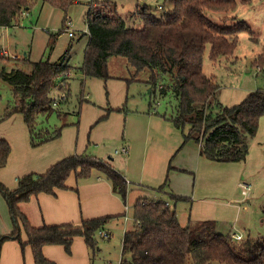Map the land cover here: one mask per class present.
<instances>
[{
    "label": "trees",
    "instance_id": "obj_1",
    "mask_svg": "<svg viewBox=\"0 0 264 264\" xmlns=\"http://www.w3.org/2000/svg\"><path fill=\"white\" fill-rule=\"evenodd\" d=\"M46 1L67 7L75 0ZM238 1L249 3L251 0H165L173 9L156 15L149 6L142 7L134 14L135 20L141 22L138 27L130 25L113 8L90 11L89 42L79 69L86 77L109 78L110 57H127L136 73L149 71L153 95L159 92L165 96L172 91L178 97L177 112L171 120L182 130L181 146L195 141L201 145V154L212 161L244 162L249 154L246 135L257 133L264 116V90L250 92L239 103L224 105L219 100L220 85L203 70L208 48L213 60L232 55L239 31L248 27L242 21L234 26L219 24L208 12L233 11ZM31 3L32 0H0V26L17 24ZM161 6L164 10L165 6ZM11 60L0 55L2 65ZM263 60L260 58L258 63ZM72 68L68 62L50 60L32 62L28 71L18 65L10 70L1 66L0 78L10 84L15 94V104L6 116L23 115L32 146L62 135V127H40L37 119L58 112L52 92L66 89L68 77L62 80L59 77ZM165 76L170 83H161ZM11 151L10 143L0 139V167L8 164ZM94 171L105 176L124 201L127 199L129 182L125 176L111 162L86 154L65 157L44 173L25 174L18 178L14 189L0 181V192L7 200L15 225L12 233L0 236V248L4 240L18 239L22 246L33 248L36 264H56L44 256L43 247L61 244L71 252L76 236H83L95 250V234L104 229L111 216L84 219L79 224L35 226L19 207L42 192L56 194L58 189L68 188L71 175L79 182L92 176ZM133 221L122 241L119 264H264V237L236 245L230 234L218 232L213 220L182 225L177 211L164 201L137 199L133 205ZM22 229L28 236L26 241L22 240Z\"/></svg>",
    "mask_w": 264,
    "mask_h": 264
},
{
    "label": "rangeland",
    "instance_id": "obj_2",
    "mask_svg": "<svg viewBox=\"0 0 264 264\" xmlns=\"http://www.w3.org/2000/svg\"><path fill=\"white\" fill-rule=\"evenodd\" d=\"M91 3L94 6H91ZM160 5L165 6L164 10L159 8ZM144 6H149L156 15L173 9V5L165 0H75L67 7L54 6L46 0H32L30 8L21 13L17 24L0 26V49L9 53L5 57L19 55L18 59H12L3 65L0 63V68L4 66L10 70L17 64L28 71L32 68V62L39 60L65 61L73 67L71 70L74 73L68 77L66 89H56L52 92L53 97H65L57 106L58 112L49 117L40 116L37 119L38 125L51 129L62 127L63 133L66 131L76 144L79 143V150L84 144L81 153L111 162L128 180L130 188H145L144 192H135V189L125 201L123 200L126 206V220L125 217L119 220L110 219L105 224L102 231L110 232V239L103 237L102 231L97 232L94 250L87 247L84 238L80 236L79 239L84 241V246L87 247L86 255L90 259L87 260L88 264L120 263L122 241L125 231L133 226V204L138 197L169 202L179 216L183 213V216L179 217L183 225L188 224L192 206L209 198L224 202L236 201L241 207L250 205L252 211L260 210L261 205L258 203L264 199V153L260 150L264 147V116L260 119L257 133L254 136L246 135L249 154L245 162H211L209 177L203 178V165L199 175L192 170L187 171L190 179L187 195L191 198L194 194V199H190L189 203L176 201L169 189V184L172 186V183L168 180L169 173L164 171L166 166L150 164L148 159L151 152H157L161 148L166 150L177 137L183 141L182 130L171 120L177 112L178 97L172 91L165 96L159 92L153 95L149 71L146 69L136 73L135 67L122 55L110 57L109 78L86 77L79 69L89 42L87 17L90 11L113 8L127 19L130 25L138 27L141 22L135 20L134 14ZM66 14L73 18L74 37H70L64 28ZM208 16L219 24L234 26L242 21L248 26L239 31L238 43L232 55L213 60L209 48L205 53L203 70L214 76L220 85L219 100L224 105H232L243 101L250 92L264 90V60L258 63L260 58L264 59V0H251L249 3L238 1L235 10L227 13L209 11ZM59 78L62 80L65 77ZM161 83H170V79L165 76L161 78ZM14 104L15 94L12 87L0 78V139L7 140L5 137L9 133L6 132L8 129L15 130L14 132L26 129L30 137L22 114L15 113V118L12 119V115L6 116L8 109ZM161 125L172 128L169 132L162 131ZM131 138L134 139L137 149L133 152L132 162L126 154H118V149L124 147V144L131 145ZM7 141L11 147L13 145L15 154L17 150L13 141ZM230 165H236L237 168L233 169ZM247 165L248 170L245 171ZM98 176L103 175L94 171L92 176L85 180ZM103 178L106 179L105 176ZM242 183L251 185L250 197L243 199L248 202L231 199V195L237 190L242 192ZM19 207L23 211L26 210L23 203H20ZM27 208L30 210L31 207ZM244 213L242 212V217ZM34 220L35 215L32 222L36 226L38 223ZM228 223L230 224L231 220ZM233 224L234 222L229 227ZM234 228L242 234L247 230L245 241L250 237V230L259 232L256 240L264 237V228L256 224L253 218L247 223L243 217ZM251 236L255 235L251 233ZM244 240L234 239L233 242L239 245L245 242ZM83 243L80 244L81 248ZM65 251L66 255L71 254ZM79 255L80 253L77 254Z\"/></svg>",
    "mask_w": 264,
    "mask_h": 264
},
{
    "label": "crops",
    "instance_id": "obj_3",
    "mask_svg": "<svg viewBox=\"0 0 264 264\" xmlns=\"http://www.w3.org/2000/svg\"><path fill=\"white\" fill-rule=\"evenodd\" d=\"M115 107L117 108L118 106ZM13 116L14 115H12L10 119L15 118V116ZM16 116L18 115L16 114ZM119 127L120 126H118V128ZM160 128L162 131L169 132L172 127H162L161 125ZM25 130L22 129L21 132H14L15 130L13 131L11 129L6 130V132L9 133H7V137L5 138L10 142L13 141L17 152L14 154L13 148L8 164L5 167H0V181L11 189L18 186V178L22 175L28 173H44L51 167V165L65 157L76 154L83 155L81 152L84 144H82L79 150V143L76 144L67 135L66 131H64V133L62 132V135L57 139L39 146H32L30 137ZM116 135H118V133ZM182 143L183 141L180 139L178 140L177 137L174 142L167 146L166 150L161 148L157 152H151L148 162L153 165L155 164L156 166L157 164H160L161 166L165 165L166 167L164 171L169 173L168 180L172 183V186L169 184V189L172 191V197L176 201L180 200L189 203L190 199L193 200L195 195L193 194L191 198L187 195L189 189L187 184L190 185V179L189 174L186 172L192 170L199 175L201 166L203 165L202 178L209 177L208 169L210 163L219 161H212L203 156L201 154V145L195 141H190L181 146ZM127 145L128 144H124L125 147H128V153L119 151L118 154H126V156H129L128 159L132 162L133 152L137 150L134 139L131 138V145ZM260 150L264 153V147H261ZM230 166L233 169L237 168L236 165ZM246 170H248V165L245 168V171ZM14 178L16 180L15 182ZM165 184H167V182ZM240 188L242 189V192L239 193L237 190L233 196L231 195V199L248 202L243 199H248L251 191L246 195L243 193L242 186ZM135 189H137L135 192H144L145 190L143 187L130 188L129 185L127 198ZM195 190L196 188L193 191L195 192ZM204 191L209 192L206 189H204ZM175 197L181 198L177 200ZM139 198L142 197H138V199ZM210 199L212 198L195 203L192 206V213L189 215L190 218H188V223L200 220H213L216 222L218 232L230 234L232 241L234 240L232 235L235 233L241 234L243 240L244 237H246L247 230L242 234L234 228V225L240 223V220H242L243 217L247 223L253 218L256 224L262 226V229L264 228V215L262 213L264 199L258 203L259 206L261 205L260 210L254 209L253 211L251 210L250 205H244L241 207L236 201L224 202V200H217L216 198L215 200ZM23 204H25L26 210L22 211L28 216L32 224L33 216L35 215L34 221L38 223L36 226H40L43 223L50 225L79 223L84 219L106 216H111L112 218L110 219L113 220H119L120 218L125 217L126 220V206L123 204V199L113 190L111 182L108 179L103 178V176H98L97 178L89 180L84 179L78 182L75 175H71L68 179V188L58 189L56 194L42 192L38 194L36 198H33L28 202H23ZM169 205L171 206L170 203ZM27 206L31 207V211L28 210ZM242 212H245L243 217ZM181 215L183 216V213L180 214V216ZM180 216L178 214V218ZM230 220V224L234 222L231 228L228 223ZM14 229L15 225L12 220L9 205L4 195L0 192V236L8 235L12 233ZM128 230L130 229H127L125 233ZM251 233L255 236H251ZM257 233L253 232V230L251 232L250 230V237L248 239L256 240L255 237ZM111 235L112 234H110L109 239L111 238ZM21 237L24 241L28 238L24 229L21 230ZM79 238L80 236L74 237L71 246L72 251L69 256L66 255L65 246L61 244L45 245L43 247V254L47 259L56 264H88L87 260L89 258L86 253L87 247L89 246L84 237L87 247L84 246V241H81ZM81 243H83V248H81ZM77 246L79 247L77 248ZM79 253L80 255L77 256ZM0 264H36L33 248L30 245L22 246L18 239H6L2 242L0 248Z\"/></svg>",
    "mask_w": 264,
    "mask_h": 264
},
{
    "label": "built area",
    "instance_id": "obj_4",
    "mask_svg": "<svg viewBox=\"0 0 264 264\" xmlns=\"http://www.w3.org/2000/svg\"><path fill=\"white\" fill-rule=\"evenodd\" d=\"M92 1H94V0H92ZM95 1H96V0H95ZM159 7L162 8L161 5H160ZM73 26H74L73 18H72L70 15L66 14V15H65V18H64V28H65V30L68 32V35H69L70 37L74 36V33H73ZM8 54H9V53H8L7 50H5V49H0V55L5 56V55H8ZM9 57L12 58V59H18V58H19V55H14V54H12V55H10ZM73 73H74L73 70H68V71L64 74V77H70V76L73 75ZM62 98L64 99L65 97H61V96L56 97L55 100L53 101V105H54L55 107H57V106L62 102V100H63ZM120 150H121V152H123V153H128V147H125V146H124V147H122ZM120 150H118V152H119ZM241 186H242V188H243V193L246 194V195H248L249 192H250L251 185L248 184V183H242ZM167 204L169 205L168 202H167ZM101 235H102L103 237H105V238H109V237H110V233H108V231H102V232H101ZM232 238H234V239H236V240H240V239H242V235L239 234V233H235V234L232 235Z\"/></svg>",
    "mask_w": 264,
    "mask_h": 264
}]
</instances>
